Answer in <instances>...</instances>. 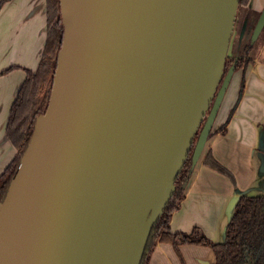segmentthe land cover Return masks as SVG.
Masks as SVG:
<instances>
[{
  "label": "water",
  "instance_id": "1",
  "mask_svg": "<svg viewBox=\"0 0 264 264\" xmlns=\"http://www.w3.org/2000/svg\"><path fill=\"white\" fill-rule=\"evenodd\" d=\"M238 5L60 0L50 100L0 201V264H141L233 77ZM263 26L264 7L253 40ZM244 194L229 202L228 222Z\"/></svg>",
  "mask_w": 264,
  "mask_h": 264
},
{
  "label": "crops",
  "instance_id": "2",
  "mask_svg": "<svg viewBox=\"0 0 264 264\" xmlns=\"http://www.w3.org/2000/svg\"><path fill=\"white\" fill-rule=\"evenodd\" d=\"M264 0H250L239 10L249 13L256 23ZM237 19V15H236ZM247 23V22H245ZM45 0H10L0 8V174L14 157L16 150L6 137L11 105L25 78V69L35 70L45 41ZM261 42L244 72L243 93L224 132H215L207 140L211 154L234 176V180L203 163V154L194 166L185 187L184 198L170 218L172 232H191L198 228L210 240H224L228 224L227 207L238 191L264 195V26L258 35ZM236 55V54H235ZM229 56H232L229 53ZM241 70L231 79L235 84L224 95L225 111L213 125L217 129L236 103ZM221 108V106H220ZM213 249L203 244L157 243L146 264H212Z\"/></svg>",
  "mask_w": 264,
  "mask_h": 264
},
{
  "label": "trees",
  "instance_id": "3",
  "mask_svg": "<svg viewBox=\"0 0 264 264\" xmlns=\"http://www.w3.org/2000/svg\"><path fill=\"white\" fill-rule=\"evenodd\" d=\"M7 1L10 0H0V8ZM249 1L239 0L238 8L247 6ZM45 17V41L38 65L35 70L25 69V78L10 108L6 137L15 148L16 153L0 174V201L4 199L11 178L26 150L34 130L35 120L38 115L46 111L50 100L57 56L64 33L60 0H45ZM251 40V43L245 44L242 54L228 56L226 59L225 72L231 65H234V72L241 70L242 73L238 97L224 123L217 129H213L209 137L215 132L225 131L243 93L244 72L251 62L249 50L252 49L255 41ZM14 67L10 66L0 71V75L7 73ZM203 163L234 180L231 171L216 160L207 148L203 152ZM193 168L191 150L175 179L173 195L152 227L141 264H146L148 255L157 243H171L174 247L189 243L209 245L215 255L212 264H264V195L244 194L240 196L227 224L225 239L221 242L210 240L196 227L188 233L171 231L169 224L171 214L179 207V203L184 198L185 187Z\"/></svg>",
  "mask_w": 264,
  "mask_h": 264
},
{
  "label": "rangeland",
  "instance_id": "4",
  "mask_svg": "<svg viewBox=\"0 0 264 264\" xmlns=\"http://www.w3.org/2000/svg\"><path fill=\"white\" fill-rule=\"evenodd\" d=\"M240 8L241 7H239V9ZM239 9L237 10V19H235L234 32H233V35L231 37V41H230V45H229V53L232 56L235 54H239V55L242 54L244 47H245V44L252 42L251 39H252V33H253L254 26H253L252 22L249 23V21H250L249 16L250 15H249V13L242 12ZM245 22H247V23H245ZM261 37H262V34L260 35L258 40H255L253 42V47L256 44L255 49H257L259 43L261 42ZM253 47L251 50H249L250 56L255 54V50ZM240 80L241 79H238V77L235 79V81H237V83H239V85H240ZM232 81H230V83H229V88L235 84V82L232 83ZM229 88H228V90H229ZM224 112H226L225 111V102H223V104H221V108H219V111H218L216 117H218L220 113L222 114ZM221 114H220V117H221ZM215 120H216V118H215ZM197 137L198 136L196 135L195 141L197 140Z\"/></svg>",
  "mask_w": 264,
  "mask_h": 264
},
{
  "label": "flooded vegetation",
  "instance_id": "5",
  "mask_svg": "<svg viewBox=\"0 0 264 264\" xmlns=\"http://www.w3.org/2000/svg\"><path fill=\"white\" fill-rule=\"evenodd\" d=\"M227 70H228V69H227ZM211 105H212V104H211ZM208 113H209V110L207 111V114H208ZM207 114H206V116H207ZM206 116H205V119H206ZM205 119H204V120H205Z\"/></svg>",
  "mask_w": 264,
  "mask_h": 264
}]
</instances>
